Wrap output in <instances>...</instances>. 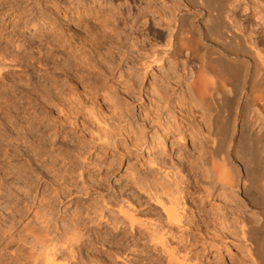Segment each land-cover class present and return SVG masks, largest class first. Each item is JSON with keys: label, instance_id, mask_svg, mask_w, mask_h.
Instances as JSON below:
<instances>
[{"label": "bare ground", "instance_id": "obj_1", "mask_svg": "<svg viewBox=\"0 0 264 264\" xmlns=\"http://www.w3.org/2000/svg\"><path fill=\"white\" fill-rule=\"evenodd\" d=\"M12 14L21 29H55L50 60L67 48L82 67H90L104 41L122 45L118 78L123 81L100 82L92 91H108L128 125H166L163 143L168 135L176 142L192 141L194 153L188 167L182 159L183 172L161 165L162 178L141 189L159 209L149 221L139 219L132 205L116 212L102 203L71 212L72 204L91 193L88 187L54 186L48 195L46 189L40 193L48 181H35L33 174L0 175V264H107L114 252L123 264H140L139 257L128 259L122 248L130 237L133 245L143 240L166 254L167 264H203L190 256L192 248L202 243L210 249L217 246L216 238L226 243L229 235L241 252L236 264H264V0H0V17ZM74 20L86 26L85 32L78 40L63 39ZM17 35L0 31L2 159L28 156L24 148L34 142L50 145L48 75L30 72L6 79L8 67L34 69L48 62L43 49L48 42L33 46L39 52L35 59V48ZM70 101L72 107L80 104ZM66 110L60 104V111ZM13 180L23 188L13 191ZM207 202L208 212L202 206ZM28 213L36 226L15 235L18 221ZM108 227L114 231H105ZM175 233L187 252L181 258L168 245V236ZM104 254L107 263L97 260Z\"/></svg>", "mask_w": 264, "mask_h": 264}, {"label": "rangeland", "instance_id": "obj_2", "mask_svg": "<svg viewBox=\"0 0 264 264\" xmlns=\"http://www.w3.org/2000/svg\"><path fill=\"white\" fill-rule=\"evenodd\" d=\"M16 26L15 14L0 17V31L7 34L18 31V39L22 43L27 42L28 47H36L40 41L48 42H43L44 52L48 53V62L39 65L37 63L34 69L32 67L20 68V71L8 67L9 74L6 79L24 78L30 72L36 77L43 76L45 73L46 77L48 75L50 79V110L47 116L51 126L50 145H45L41 140V142L28 145L27 149L24 148L28 156L0 158V175L11 174L10 178H13L15 173L20 177L23 175L29 177L33 174L32 177L33 179L36 178L35 181L37 178L48 181V185L40 191L42 193L43 189H46L48 195L54 186L73 189L88 187L91 193L79 198V202L75 206L72 204L71 212L75 211L77 206L86 210L89 206L108 203V208L116 212L120 206L128 209L129 205H132L140 212V214L136 213L139 219L143 221L155 219L154 216L159 213V209L148 202L141 189L146 188L151 181L162 178L164 168L160 171L161 165L171 166L172 168L169 170L172 172L175 170V173L178 170L183 172L182 159L185 160L187 167L192 162L191 157L194 153L192 141L176 142L174 137L168 135L167 141L163 143L162 136L166 132V125L150 122L146 127L141 123L137 126H130L120 117L121 109L116 108L113 97L108 91L105 92L106 90L104 91L102 87L97 93L92 91V86L99 85L100 82L110 83L112 81L110 84H113L117 81L120 83L123 81V79L118 78L119 64L121 63L118 55L123 51L122 45L114 40L104 41L96 50L94 58L90 60V67H82L79 60L70 57L74 53L67 48H61L53 53L50 60V34L56 33L55 29L51 31L48 25L37 30L35 28L21 29ZM85 27L80 21H69V26L65 28L61 37L63 39L72 37L74 40H78L85 32ZM111 34L113 36V33ZM37 52L36 48L32 51L35 59L39 57V52ZM58 62L60 64L66 62L70 66H64L65 68L55 66L54 64H58ZM51 68L53 70L50 71ZM63 69L68 72L63 73ZM106 79L107 81H105ZM73 98L80 104L72 107L70 99ZM60 104H64L67 108L65 112L60 111ZM70 109L73 112H68ZM41 112V110L38 111V114ZM144 142L146 144L141 146ZM153 142L156 145H152ZM44 161H48L49 166L44 164ZM31 162H33V166H31ZM184 174L187 175V173ZM192 177L194 178V176ZM193 178L188 180L192 186H194ZM10 186L13 191L23 188L18 181L14 180ZM202 206L205 211H210V203H203ZM38 210L43 212L42 208H38ZM254 212L257 213V211ZM113 216L120 219L117 222H121L122 217L116 213ZM27 226H36L33 223V215L30 213L18 221L14 234H18ZM104 230L108 233L114 231L113 227ZM223 231H227V233L222 234L221 232L222 235L230 234L228 230ZM125 234L131 235L129 228ZM175 235L178 234L175 233ZM176 236H168V245L171 244V247H176L177 254L182 253L177 257L181 258L187 252L180 248V236H177L178 239ZM216 239L217 246L209 249L207 245L204 246L199 243L195 246L196 248H192L190 256H198L200 260L196 258L195 260L201 261L203 264H236L241 252L232 244L233 237L229 235L226 243L221 240L220 236ZM131 240L130 237L121 243L124 245L122 248L126 249L125 254L129 255L128 259L132 260L139 257L140 264H167L166 254L161 251H154L146 241L141 240L143 243L138 241V244L133 245ZM112 254L113 262L111 263H107V255L105 254L98 256L97 260L106 261L107 264H123L122 261L117 260V256L121 257L120 254L116 252ZM236 254L239 256L237 257ZM98 264L102 263L98 262Z\"/></svg>", "mask_w": 264, "mask_h": 264}]
</instances>
